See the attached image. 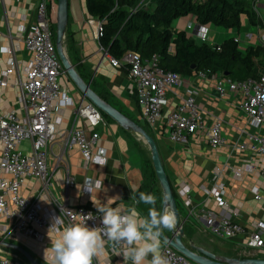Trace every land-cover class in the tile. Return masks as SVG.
<instances>
[{
  "label": "crops",
  "instance_id": "obj_1",
  "mask_svg": "<svg viewBox=\"0 0 264 264\" xmlns=\"http://www.w3.org/2000/svg\"><path fill=\"white\" fill-rule=\"evenodd\" d=\"M252 1L254 2V0ZM256 1L255 11L261 21L260 26L251 27L246 14L240 15L242 28L239 31L218 27L224 32L219 35L211 33V28L214 25L208 24L206 25L208 27L207 38L210 42L220 45L226 38L234 37L238 39L237 42L241 50H245L247 46L260 44V32L264 29V0ZM68 2V23L65 35L67 56L70 62L76 64L77 73L84 81L90 83V88L95 93L143 127L154 138L178 204L180 218L183 221V243L186 246L193 244L202 247L217 256L264 259V247H245L254 222L264 220V185L260 179V170L264 168V155L249 151L232 152L229 147L230 143L243 138L237 128L246 126L248 121L238 107V97L229 96L219 99L214 93L212 81L200 79L194 74L183 76L191 78L192 84L198 90L197 102L206 117V128L196 136L189 137L185 143L170 141L164 116L168 110L175 106V98L172 95L168 96L169 105L164 110L162 119L155 126L147 124L141 118L136 94L128 82L125 69L112 67L100 50L96 27L97 23L102 20L88 14L85 0H69ZM37 3L38 0H2L0 3V70L5 69L7 60V55L2 52L3 47L12 46L14 48V56L18 63V71L9 77L6 86L0 87L3 110L15 109L18 106L15 81L22 74L23 66L30 59L22 36L31 28ZM154 3L155 0H142L140 7L153 9ZM48 11L51 16L49 8ZM188 22L198 23L192 14H187L173 20L171 26L174 28L170 27V29L186 31ZM241 32H244L245 35L243 36ZM256 64L258 65V63ZM257 65H255V70ZM223 74L228 76L227 73ZM59 82L62 89L71 97L74 105L64 107V115L59 125V131L63 134L48 146L47 162L51 170V177L47 185L37 178H24L20 186L21 195L39 202L47 211H53L54 203L60 202L69 207L81 205L93 210H97L96 207L101 205L120 207L122 212L131 210L146 216L150 206L142 203L136 204L133 199L138 198L139 192H145L156 197L155 203L158 209H161L162 191L154 174L148 147L141 137L133 131L121 127L104 114L105 125L91 129L84 119L75 115V105L88 101L83 98L66 74L59 77ZM215 118H219L223 122L222 135L229 144L211 149L207 144L206 131ZM74 127H82L87 131L95 130L99 133L97 145L105 149L104 163H92L85 167L82 156L76 147L71 150L65 149V138ZM262 132L264 134V125ZM21 148L26 152L29 151L30 143L28 141L22 143ZM57 156L60 157L58 161ZM224 165L230 169L221 173L218 180L224 184L226 200L230 209L217 207L213 199L200 189L201 185L210 186L213 167ZM247 165H251L250 171L245 168ZM236 168L244 170L238 179H233L232 171ZM67 175H71L74 181L69 188H65L64 185ZM97 181L101 182L100 189L95 186ZM183 182L190 187L189 198L193 206H205L228 217L243 226L244 232L230 239L214 236L204 221L188 214V209L183 201L177 197V186ZM88 184L90 186L87 187ZM145 184H149L150 187L145 188ZM255 187L261 195L259 200L254 199L251 191ZM232 209L237 210V213ZM4 227L9 232L4 233L2 231ZM62 228L59 227L55 231L43 230V238L36 240L10 230L9 223L0 217V239L19 244L41 264H45L44 254L50 246V240L56 239ZM171 231L165 229L162 233L169 235ZM160 241L161 247L166 244L161 239ZM13 251L15 250L0 247V255L12 258L15 264H29L20 253ZM148 259L150 260L151 256ZM93 264H124V262L122 256L115 255L109 249L108 243L104 241L103 250L93 258Z\"/></svg>",
  "mask_w": 264,
  "mask_h": 264
},
{
  "label": "built area",
  "instance_id": "obj_2",
  "mask_svg": "<svg viewBox=\"0 0 264 264\" xmlns=\"http://www.w3.org/2000/svg\"><path fill=\"white\" fill-rule=\"evenodd\" d=\"M2 0H0V3ZM49 0H38L33 23L29 31L22 36L25 49L30 54L29 62L23 66L22 74L16 78L17 108L3 110L0 99V217L9 223L10 230L23 236L41 240L43 230L55 231L66 224L78 222L74 214L93 213V219L86 221L88 227L101 226L97 210L84 206L69 207L60 202L54 203V210L47 211L37 201L25 198L20 193L24 178L33 177L47 185L51 170L47 162L48 146L62 134L59 131L64 107L73 106L71 97L62 89L59 77L66 74L56 52L52 26L54 19L49 14ZM257 1L253 8L256 10ZM91 19V18H90ZM102 21L97 23V37L102 32ZM191 27V35L201 43L220 50L207 38L208 27L204 24L187 23ZM204 32L201 33L200 29ZM203 37V38H201ZM3 39V37H1ZM238 41L237 38H235ZM260 44L264 47V29L260 32ZM104 57L112 67L125 69L127 79L136 94V102L141 118L150 126H155L163 117L169 105V95L176 104L167 111L165 118L168 138L174 143H185L191 136H196L206 128V117L197 102L198 90L181 74L164 71L158 64V57L144 58L140 53L129 50L120 58L111 56L100 46ZM172 51V47L168 48ZM7 55L6 67L0 70V87L8 84L11 75L18 71V63L12 46L3 47ZM194 76L210 80L214 83V93L219 99L236 96L238 107L247 117V125L238 127L241 140L228 143L222 135L223 122L219 118L210 123L206 131L207 144L211 149L229 144L232 152L249 151L264 155V63L258 64L255 76L242 80H233L223 73L198 71ZM75 115L84 119L91 129L105 125L102 113L91 103L83 102L75 105ZM99 133L87 131L82 127L72 128L64 141L66 150L76 147L83 159V165L104 163L105 149L97 145ZM28 141L30 150L24 151L21 144ZM57 161L60 159L56 157ZM249 171L251 165L245 167ZM230 168L214 166L210 186L201 185L200 189L210 196L215 205L222 209H230L226 200V189L219 182L221 173ZM242 168L232 171L233 179H238ZM260 179L264 185V168L260 170ZM73 177L67 175L65 188L73 185ZM90 186L89 184L87 187ZM255 200L261 199L258 189L252 188ZM190 187L186 183L177 186L176 194L183 201L188 214L204 221L210 232L220 238L230 239L244 232V227L228 217L216 213L205 206H193L189 198ZM235 213L237 210L232 209ZM232 211V212H233ZM74 213V214H73ZM58 218V219H56ZM56 219V220H55ZM4 233L9 232L5 227ZM113 251L111 242L105 240ZM245 247H264V220H256L249 231ZM161 254L168 264H196L168 244H163ZM0 264H15L8 256L0 255Z\"/></svg>",
  "mask_w": 264,
  "mask_h": 264
},
{
  "label": "trees",
  "instance_id": "obj_3",
  "mask_svg": "<svg viewBox=\"0 0 264 264\" xmlns=\"http://www.w3.org/2000/svg\"><path fill=\"white\" fill-rule=\"evenodd\" d=\"M141 1L85 0L88 14L102 20L98 42L111 56L120 58L133 50L144 58L157 56L164 71L185 77L198 71L227 73L233 80L254 77L256 63L264 61L261 44L241 50L235 38L228 37L219 45L220 50H215L185 30L170 29L173 20L187 14L200 24L236 31L242 28L240 15L246 14L251 27L260 26L252 0H155L153 9L141 8ZM49 2L54 19L56 0ZM52 30L54 38L55 23ZM170 47L172 51H168Z\"/></svg>",
  "mask_w": 264,
  "mask_h": 264
},
{
  "label": "clouds",
  "instance_id": "obj_4",
  "mask_svg": "<svg viewBox=\"0 0 264 264\" xmlns=\"http://www.w3.org/2000/svg\"><path fill=\"white\" fill-rule=\"evenodd\" d=\"M95 186L100 189L101 182L97 181ZM133 199L136 204L150 206L146 216L137 211L122 212L120 207H96L92 200L101 226L90 228L86 221L94 218L93 213H73L78 222L64 225L58 237L50 240L44 254L45 264H93L105 240L111 242L114 254L122 256L124 264H168L160 251V236L163 230L174 229L175 215L170 210L157 211L154 207L156 197L152 194L139 192L138 198Z\"/></svg>",
  "mask_w": 264,
  "mask_h": 264
},
{
  "label": "water",
  "instance_id": "obj_5",
  "mask_svg": "<svg viewBox=\"0 0 264 264\" xmlns=\"http://www.w3.org/2000/svg\"><path fill=\"white\" fill-rule=\"evenodd\" d=\"M68 1L69 0H56V10L54 18V42L57 55L66 75L79 90L83 98L93 106H95L102 113V115L104 114L121 127L129 129L138 134L147 145L150 153V159L153 165L154 174L161 188L163 197L161 209H158L156 203L154 204V207L159 212L170 210L176 217V225L174 229H172L169 235L161 233L160 239L196 264H264V259L254 257L229 258L224 256H217L202 247L195 246L193 244H189V246H186L183 243V221L180 218V214L178 212V204L174 196L170 181L164 170L158 147L154 138L149 135L143 127L126 117L123 113L118 111L115 107L110 105L97 93H95L90 88V83L84 81V79L77 73L75 69L76 64L70 62L67 56L65 47V35L66 26L68 23ZM0 247L17 251L27 260L29 264H41L26 249H24L17 243L9 242L2 238L0 239Z\"/></svg>",
  "mask_w": 264,
  "mask_h": 264
},
{
  "label": "rangeland",
  "instance_id": "obj_6",
  "mask_svg": "<svg viewBox=\"0 0 264 264\" xmlns=\"http://www.w3.org/2000/svg\"><path fill=\"white\" fill-rule=\"evenodd\" d=\"M176 22H177V20L174 22V25L176 24ZM171 27H172V26H171ZM173 28H174V27H172V29H173ZM220 28H221V27H220ZM191 30H192L191 27H188V28L186 29L187 32H190ZM212 32H213V33H217V34H219V33H224L222 30H219L218 27H214V26L211 28V33H212ZM241 33H242L243 36L245 35L244 32H241ZM219 35H220V34H219ZM214 42L216 43V41H214ZM13 252L16 253L15 251H13ZM13 252H12V253H13Z\"/></svg>",
  "mask_w": 264,
  "mask_h": 264
}]
</instances>
